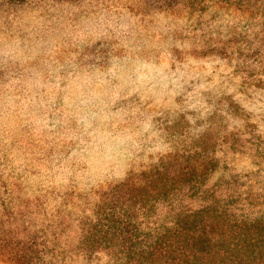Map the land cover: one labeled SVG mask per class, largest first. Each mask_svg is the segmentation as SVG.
Wrapping results in <instances>:
<instances>
[{"label":"rangeland","instance_id":"rangeland-1","mask_svg":"<svg viewBox=\"0 0 264 264\" xmlns=\"http://www.w3.org/2000/svg\"><path fill=\"white\" fill-rule=\"evenodd\" d=\"M93 1L11 9L4 25L0 0V264L32 260L2 257L4 215L18 214L19 227L68 230L78 241L103 199L123 183L143 185L156 168L190 174L146 207L121 206L146 210L154 226H171L177 213L222 193L235 202L230 212L264 216L263 29L253 28L256 40L231 41L245 19L235 14L231 35L210 32L214 43L170 37L157 27L164 24L158 0L125 10L128 28L119 20L125 0ZM142 18L155 20L145 23L149 30ZM214 161L229 186L205 172ZM98 254L102 262L109 255L104 247ZM73 258L88 264L82 251Z\"/></svg>","mask_w":264,"mask_h":264},{"label":"trees","instance_id":"trees-1","mask_svg":"<svg viewBox=\"0 0 264 264\" xmlns=\"http://www.w3.org/2000/svg\"><path fill=\"white\" fill-rule=\"evenodd\" d=\"M44 1L1 0V24H9L11 9L39 7ZM84 1L63 0L70 7ZM106 1L102 0L100 4H105ZM120 1L117 0L118 3ZM139 1L144 0H125L129 9H126V5L122 6L124 9L119 20L126 28L130 26V21L125 10H132V6ZM158 1L162 6L159 12L164 24L160 23L157 27L170 37L189 33L194 39L206 38L209 43H214L209 36L210 32L216 31L221 36L224 32L231 35L233 31L229 30L230 21L227 20L233 19L235 14H242L245 19L241 20L242 25L231 36V41L244 40L247 34L250 39L256 40L258 36L253 28L257 26L264 31V0ZM141 21L140 28L148 30L150 28L145 23L155 22L154 19L145 18ZM2 38L1 36V40ZM188 43L197 47L194 40H189ZM200 158L205 156L201 155ZM196 166L203 168L200 163ZM173 172L175 174L169 177V174L156 168L152 172L153 177L144 176L141 179L143 185L140 182H126L118 186L112 196L103 199L99 205L97 222L89 226L84 238L78 241L68 230L64 229L58 234L48 230V227H27L25 222L19 227L18 214L4 215L1 217V226L6 232L1 235L2 257L6 262L15 259L17 263H22L28 257L26 255L30 254L32 260L28 264H76L73 254L82 251L89 256L88 264H95V260L96 264H264V216L261 219H249L230 212L235 202H226L225 197L228 195L225 193L221 194L220 200L216 199V202H211L200 210H182L168 227L154 226L147 222L149 219H145L146 210L140 214L121 207H146L148 202L167 196L169 189L182 185L186 181L185 177L190 174L188 167L183 166L169 171L171 174ZM205 172H211L212 178L218 176L220 180H227L224 184L229 186L226 174L220 170V162H211ZM40 235L46 240L41 244L35 241ZM102 247L109 253L105 262H102L104 256L98 254ZM5 250L6 253L3 254Z\"/></svg>","mask_w":264,"mask_h":264}]
</instances>
